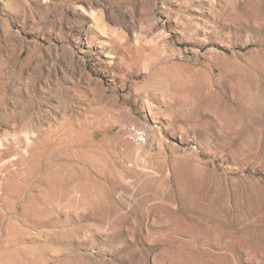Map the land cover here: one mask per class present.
<instances>
[{"label": "rangeland", "instance_id": "obj_1", "mask_svg": "<svg viewBox=\"0 0 264 264\" xmlns=\"http://www.w3.org/2000/svg\"><path fill=\"white\" fill-rule=\"evenodd\" d=\"M0 264H264V0H0Z\"/></svg>", "mask_w": 264, "mask_h": 264}, {"label": "built area", "instance_id": "obj_2", "mask_svg": "<svg viewBox=\"0 0 264 264\" xmlns=\"http://www.w3.org/2000/svg\"><path fill=\"white\" fill-rule=\"evenodd\" d=\"M128 129H132L133 132H136V138H142V145L147 142V140L144 139V132H139L136 130V128L131 127V126Z\"/></svg>", "mask_w": 264, "mask_h": 264}, {"label": "bare ground", "instance_id": "obj_3", "mask_svg": "<svg viewBox=\"0 0 264 264\" xmlns=\"http://www.w3.org/2000/svg\"><path fill=\"white\" fill-rule=\"evenodd\" d=\"M137 131H139L137 128H136ZM140 132V131H139ZM130 137L131 139L135 142H142V138H136V132H133V130L131 129L130 130Z\"/></svg>", "mask_w": 264, "mask_h": 264}]
</instances>
